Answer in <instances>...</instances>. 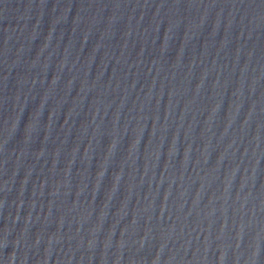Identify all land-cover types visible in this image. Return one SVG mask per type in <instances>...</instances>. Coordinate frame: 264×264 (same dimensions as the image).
Here are the masks:
<instances>
[{
  "label": "water",
  "instance_id": "obj_1",
  "mask_svg": "<svg viewBox=\"0 0 264 264\" xmlns=\"http://www.w3.org/2000/svg\"><path fill=\"white\" fill-rule=\"evenodd\" d=\"M0 264H264V0H0Z\"/></svg>",
  "mask_w": 264,
  "mask_h": 264
}]
</instances>
